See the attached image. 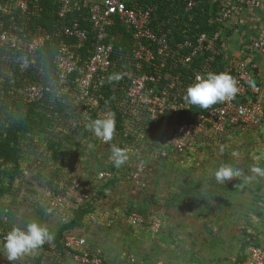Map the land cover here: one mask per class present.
I'll list each match as a JSON object with an SVG mask.
<instances>
[{
    "label": "built area",
    "instance_id": "built-area-1",
    "mask_svg": "<svg viewBox=\"0 0 264 264\" xmlns=\"http://www.w3.org/2000/svg\"><path fill=\"white\" fill-rule=\"evenodd\" d=\"M138 1L53 0L56 3L54 29L62 36L54 54L56 77L59 84H67L62 92L68 95L73 106L78 107L75 113L78 118H71V124L83 128L94 110L96 119L114 113V141L105 143L92 132L88 133L102 145H110L107 149L109 162L112 145L128 152L141 145L155 153V160L172 162L171 159L189 153L212 134L219 135L233 125H256L263 121L264 108L259 99L262 86L253 76L252 59L246 56L233 63L229 61L219 72L236 80L239 91L235 98L196 111L184 101L186 88L195 82L197 75L217 73L214 56L223 54L220 39L223 40L226 29L224 23L231 16L230 8L208 17V24L217 25L212 32H206L194 31L199 28V23L192 29L189 26L190 22L194 23V15L203 11V0H181V14L172 13L162 20L156 17L154 4ZM42 9L40 0H0V14H10L11 20L8 27L0 31V46L22 50L28 55L27 64L35 63V50L51 36L37 31L23 33V26H18L13 17L19 11L23 16L32 15L37 19ZM82 21L87 23V28L82 27ZM182 22L183 28L173 34L172 29ZM166 24L171 27L165 28ZM116 26L120 27L119 31ZM124 38L126 43L116 47ZM87 42L90 47L82 51L80 47H85ZM205 51L210 54L199 59ZM256 52H264V35L246 44L244 53L247 56ZM71 72L73 74L68 78ZM61 77L64 80L60 82ZM106 85L113 92L117 111L112 109V104L105 108L100 106V98L104 96L99 92ZM45 90H48L47 86ZM128 138L140 144H128ZM135 159L127 160L125 176L132 194L147 188V176L154 171L152 160ZM97 173L98 179L113 177L109 169ZM46 189V206L62 221L73 208L90 202L93 196L91 182L85 179L73 178L61 189ZM146 221L151 234L160 231L162 223L157 215L145 217L137 209L129 211V224L139 226ZM8 232L0 231V264H34L35 256H21L12 262L7 260L3 241ZM61 245L66 252L62 257L52 244L47 247L45 257L40 250L37 256L41 255V264H104L102 248L91 246L77 231H66ZM112 264L144 263L132 253L121 252ZM242 264H264V241L248 243Z\"/></svg>",
    "mask_w": 264,
    "mask_h": 264
},
{
    "label": "rangeland",
    "instance_id": "rangeland-1",
    "mask_svg": "<svg viewBox=\"0 0 264 264\" xmlns=\"http://www.w3.org/2000/svg\"><path fill=\"white\" fill-rule=\"evenodd\" d=\"M211 6L209 5L206 13L201 11L200 14L208 17L213 11L216 12L217 10H212ZM224 38L223 40L220 39L223 47ZM72 74L73 72L69 73L68 78ZM17 76L18 80L15 82L16 79L12 77L11 72L2 65L0 66V140L4 137L5 128L8 124L7 118L20 115L17 111L19 104L10 105L11 110H9L5 106L6 102L8 103L10 100L21 102V98L27 102L30 101L29 104L35 103V101L43 102L41 101L43 97L40 96L43 87L39 82L31 80L33 79L32 72ZM63 80L61 77L59 81ZM66 85L65 83L59 84L56 78L47 84L48 90L46 91L53 94L52 99L57 96L65 102L62 89ZM51 102L53 103V101ZM38 103L36 104L39 105ZM44 105L43 108L37 107L36 111L31 113L30 121H27L26 124L28 128L22 130L18 142L13 144L21 172H18L13 188L6 194L2 192V189L8 186L9 173L7 172L8 169L5 170V165L1 164L2 158L0 157V231H11L14 227L26 229L28 223L37 222L54 233L53 241H55L62 220L57 213L49 210L46 206L44 199L47 190L46 184L50 183L49 185L57 186L63 184L67 179H88L93 187L92 195L95 199L89 206L91 212L86 213L73 230L84 235L91 246H101L103 255L109 264H112L121 252L136 255L144 264H156V261H162V264H166L164 259L170 264L172 262L178 264H210L207 258L211 259L212 254L208 256V251L205 250V242L201 243L202 248H196L194 244L181 245L180 243L166 247L162 240L154 239L144 228L137 230L131 228L127 219L128 213L131 209H137L141 206H132L133 204L130 202L133 194H131V188L126 187L127 161L116 174L113 182L98 179L97 172L101 170L100 167L108 163V156H106L104 147L92 136L84 138L81 126H77V132H71L70 129L65 128L66 126L61 127L59 125L61 121L55 120L51 116L52 107L45 102ZM5 111L10 112L6 113ZM72 111L73 114L77 113L78 107L73 106ZM63 116L65 115L63 114ZM64 120L67 121V117ZM262 122L256 125L240 124L217 136L212 134L189 153L171 159L172 162L163 160L165 164H174L175 169L178 168L177 172H174L173 169L165 171L164 176L175 177L176 181H178L177 179H187L190 184L179 188L187 187L199 191L198 198H195L198 200V203L195 202L198 209L193 212L194 229L191 232L194 233V236L199 235V238H205L206 229H202L201 225L204 223L203 226H210L212 217L228 214L229 210L232 213L236 211V214L239 211L245 212L243 209L252 205L251 198L254 197L251 193L255 194L252 189L261 190L264 188V178L248 179L254 175L251 172L253 167L264 168V129ZM57 126L59 128H56ZM49 131H52L53 135ZM127 156L128 162L141 157V159L152 160L155 166L157 161L155 160V153L148 147L144 148L141 145L136 146L134 151L127 153ZM226 164L239 169L241 175L225 185L218 184L213 173ZM174 181L173 185H175ZM180 185L184 184L181 183ZM140 195L139 197H141ZM213 207L214 209H211ZM208 212L210 213L208 214ZM154 215L161 219L158 213ZM214 228L216 229V226ZM215 237L216 242L221 244L218 236ZM50 244L46 243L35 250V253L25 254L22 257H37L40 250V253L44 252L43 257H45L46 251L49 250L47 247ZM222 257L223 253L221 252L218 256V259L221 258L220 263Z\"/></svg>",
    "mask_w": 264,
    "mask_h": 264
},
{
    "label": "crops",
    "instance_id": "crops-1",
    "mask_svg": "<svg viewBox=\"0 0 264 264\" xmlns=\"http://www.w3.org/2000/svg\"><path fill=\"white\" fill-rule=\"evenodd\" d=\"M209 5H212V10H217V14L225 8L231 9V16L226 21L224 31L225 40L222 55L226 62L222 65L224 66L229 61L233 63L244 56L252 59L255 65L252 68L253 76L262 86L259 99L264 108V52H256L250 57L244 53L248 42L264 35V0H207L204 1L201 9L206 13ZM215 14L213 11L208 17ZM262 125L264 129V120ZM175 167L174 164H165L161 159L157 160L153 173L147 176L148 186L143 193H140L141 197L133 195L130 199L132 206H141L138 208H142L141 211L146 215L156 213L160 215L162 226L159 233L153 238L158 239V241L162 240L166 247L180 243L181 245L194 244V247L202 248L201 243L205 242V250L208 251V256L212 254L211 259L207 258L209 259L208 263L239 264L245 258L246 247L251 240L255 243L264 241V188L261 190L252 189L255 192L254 195L251 193L254 197L251 198L252 205H249L247 209H243L245 212L239 211L237 215L236 211L232 213L229 210L228 214L212 217L210 226L205 227L203 223L201 228H205L206 231L205 238L202 237L201 239L199 235L194 236V233L191 232L194 229L193 212L198 209V205H196L198 200L195 198H198L199 191L187 187L180 189L179 187L190 184L187 179H177L178 181H176L175 177L164 176V172L170 169L177 172L178 168L175 169ZM170 179L172 181H169ZM173 181L175 185H173ZM180 182L184 185H180ZM211 209H214V207ZM214 226H216V229ZM216 235L218 240H221V244L216 242ZM159 249L162 248L159 247ZM221 252L223 253V262L220 263L221 258L218 259V256ZM165 262L170 264L169 261L164 259ZM171 264L178 263L172 262Z\"/></svg>",
    "mask_w": 264,
    "mask_h": 264
},
{
    "label": "trees",
    "instance_id": "trees-1",
    "mask_svg": "<svg viewBox=\"0 0 264 264\" xmlns=\"http://www.w3.org/2000/svg\"><path fill=\"white\" fill-rule=\"evenodd\" d=\"M203 1H207V0H203ZM138 2L139 3L154 4L155 8H156L154 13H155L156 17L160 20L166 19L169 16V14L171 15L172 13H178L179 15L181 14V9L179 7V5L181 4L180 3L181 0H139ZM40 3L43 6V9L40 12V16L37 19L35 18V16H32V15L23 16L19 11L17 13L15 12L14 17H13V21L18 26H20V25L23 26V33L28 34V32L37 31L38 33L48 34L51 36V39H45L43 44L35 50V52H34L35 54H33L35 56V63L34 64H27L28 55H25L22 50L17 51L14 49L5 48V47L0 46V66L2 65V67L8 69L11 72L12 77L16 79L15 82H17V80H18L17 75H22V74L25 75V74L32 72L33 79H31V76H30V79L35 81V82H39L43 87V92L41 95L43 97L41 99V101H43V102H41V103H38L37 101H35V103L29 104L30 101L27 102L26 100H24L20 97L21 100H20V98H19V100L21 102H18L17 100H12V101L10 100L9 101L10 104H9V102L8 103L6 102V104H5L6 108H8L9 110H11L10 105L12 106V105H14V103L19 104V106L17 107V111L20 113L19 116L16 115V116H11V118L10 117L7 118L8 124L5 128L4 137L2 140H0V157L2 158L1 164L5 165V170L8 169L7 172L9 173L8 186H5V188L2 189V192H5V194L8 193L13 188V184L18 177L17 176L18 172H21L19 164L17 162V155H16V152L14 151L15 148L13 147V144L14 143L16 144L18 142V139L21 136L22 130L24 128L25 129L28 128L26 126L27 121L28 122L30 121L31 113L36 111L35 109L37 107L43 108L45 106L44 105V102H45L50 107H52L51 108V111H52L51 116L55 120L59 119V121H61V123H59V125L61 127L66 126L65 128L70 129L71 132H73V131L77 132V127H75L71 124L72 123L71 118H74L76 120L78 118L77 117L78 115L73 114V111H72L73 110V103H72V101L70 102V100H68V95L64 94L65 95V102H64V101L60 100V98L57 96L52 99L51 97L53 96V94L48 93L45 90V87L47 86V84L50 81L57 78L56 77L57 76L56 75V67H55V64L53 61H54V54H55V51L57 49L56 45L62 39V36L56 34L57 31L54 29L55 26L53 25V22L55 20L54 10L56 8V3L53 2V0H40ZM205 4H206V2H205ZM9 15L10 14H0V31L3 29H6L9 25V23L11 22V20L9 19ZM207 18L208 17L206 15L203 16V14L202 15L201 14L194 15V23L190 22L191 24H189V26L192 29L193 25L195 26V23H199V25H200L199 28L198 29L194 28V31L212 32L213 30H215L217 23L208 24L207 20H206ZM38 24L40 25L39 29L36 28V26ZM81 25L84 28L88 27L87 23L85 21H82ZM176 25H177L176 28L172 29L173 34L178 33V31H180L181 28H183L184 23L183 22H182V24L177 23ZM169 27H171L170 24L165 25V28H169ZM116 30L119 31L120 27L116 26ZM23 33H21V34H23ZM126 40L127 39L124 38L121 41H118L119 43L116 44V47L122 45L123 43H126ZM89 44H90V42H87L86 46L85 47L81 46L80 49L82 51L88 50L87 48L90 47ZM209 54H210L209 51H205L204 54L201 55L199 59L205 58ZM222 60H224L222 54H217L214 56L213 65L215 66V64H216V66L214 67V71L217 73H219L223 68L222 64L225 61H222ZM196 63H197V61H196ZM50 86H52V85H50ZM99 93L102 95V97L104 96L103 98H100V106L101 107L103 106L105 108L109 104H112L111 105L112 109L114 111H117V107H116L114 100L112 98L113 92L110 91L109 85L102 87V91H100ZM51 101H53V103ZM36 103H38L39 105H37ZM53 105H58V106H53ZM199 108L200 107H198V106H194V111H196L197 109L199 110ZM7 112H10V111H7ZM63 114L67 117V121L64 120L65 117L63 116ZM94 119H96L95 110L92 111L91 117L87 121V123H83V125H82L84 128V130L82 131L83 132L82 136L84 138L89 137L88 133L90 131L88 130L87 125L91 120H94ZM235 126H237V125H233L232 127H235ZM118 127H120V125H118ZM232 127H230V128L232 129ZM56 128H59V127L57 126ZM49 132H52V131H49ZM50 134L53 135V132ZM131 140H132L131 138H128L126 140V142L128 144L132 145V142H134V140H132V141ZM112 141H114V138L112 139ZM134 144H140V143L138 141H136V142H134ZM102 146L104 147V150L106 152V156H108L109 154L107 152V149L110 147V145L107 144L106 146H104V145H102ZM123 150H125L126 153H130L126 149H123ZM142 150L144 151V149H142ZM9 164H11L10 167H8ZM100 168L101 169H109L113 173L112 178L106 179V180H110L113 182L114 181L113 179L115 178L116 174H118L119 171L122 169V166L120 168H115L113 166L112 161L111 162L108 161L107 165L102 166ZM69 180H71V179H67L63 184H60L57 186L54 184L49 185L50 183H48V184H46L47 186H45V188L46 187L50 188V189H52V191H54L55 189H61L64 186V184L66 182H68ZM126 184H127V186H126L127 188H131V185H130V183L128 184V181ZM92 190H93V187H92ZM139 194H140V192H137V193H134L133 195L138 196ZM93 199H95L94 196H92V199L90 202H85L82 206H78L76 208H73L72 212L70 214H68L67 219L65 221H62L61 226L58 230L57 236L55 238V241H53V243L51 242L52 245L56 246L61 257L66 255L65 249L61 245V240L63 239L64 233L66 231H75V230H73V228H75L80 223V221L83 219V217L85 216L86 213L89 214V212H91V207H89V206L92 205L91 203H93L92 202ZM137 210L139 212H141L145 217H148V215H146L144 212H142L140 208H137ZM129 226L131 228H135L134 230L144 228L145 231L152 237L159 233L158 232L156 234H151L148 230L147 221L145 223L139 225V226H134L132 224H129ZM103 257H104V255H103ZM245 257H246V254H245ZM40 259H41V255L35 257L33 259L34 264H41ZM243 260L239 264H242ZM104 264H109L106 261L105 257H104Z\"/></svg>",
    "mask_w": 264,
    "mask_h": 264
},
{
    "label": "clouds",
    "instance_id": "clouds-1",
    "mask_svg": "<svg viewBox=\"0 0 264 264\" xmlns=\"http://www.w3.org/2000/svg\"><path fill=\"white\" fill-rule=\"evenodd\" d=\"M238 91L236 80L227 73L197 75L195 82L186 88L184 101L190 106L208 109L212 105L235 98ZM87 128L105 143L112 141L115 133L114 113H108L104 118L91 120ZM110 159L115 168H120L126 163L128 156L125 150L112 145ZM251 172L254 175L248 179L264 178V168L253 167ZM240 175L239 169L227 164L219 167L213 173L215 181L222 185ZM53 239L54 233L47 227L41 226L37 222H31L27 224L26 229L12 228L4 237L3 250L7 254V260L12 262L25 254L34 252L46 243H51Z\"/></svg>",
    "mask_w": 264,
    "mask_h": 264
}]
</instances>
